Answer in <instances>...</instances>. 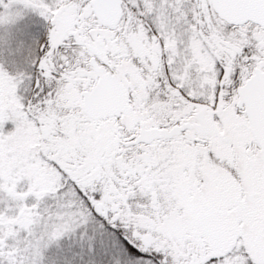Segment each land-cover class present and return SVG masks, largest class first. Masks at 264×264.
Here are the masks:
<instances>
[{"label": "snow or ice", "instance_id": "6c2138e0", "mask_svg": "<svg viewBox=\"0 0 264 264\" xmlns=\"http://www.w3.org/2000/svg\"><path fill=\"white\" fill-rule=\"evenodd\" d=\"M0 264H264V0H0Z\"/></svg>", "mask_w": 264, "mask_h": 264}]
</instances>
